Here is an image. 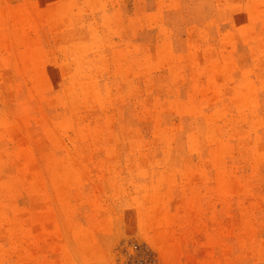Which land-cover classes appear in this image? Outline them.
<instances>
[{
	"label": "rangeland",
	"instance_id": "374dc122",
	"mask_svg": "<svg viewBox=\"0 0 264 264\" xmlns=\"http://www.w3.org/2000/svg\"><path fill=\"white\" fill-rule=\"evenodd\" d=\"M0 264H264V0H0Z\"/></svg>",
	"mask_w": 264,
	"mask_h": 264
}]
</instances>
